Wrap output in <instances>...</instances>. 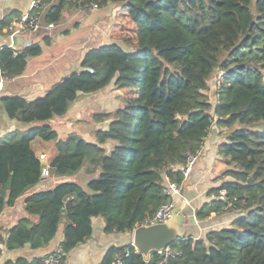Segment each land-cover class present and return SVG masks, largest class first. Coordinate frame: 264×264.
<instances>
[{
  "label": "trees",
  "instance_id": "obj_1",
  "mask_svg": "<svg viewBox=\"0 0 264 264\" xmlns=\"http://www.w3.org/2000/svg\"><path fill=\"white\" fill-rule=\"evenodd\" d=\"M118 3L109 37L119 42L89 50L81 71L72 73L31 102L21 97L1 100L10 120L40 124L0 140V211L35 187L41 162L31 143L54 142L48 174L72 177L84 170L97 177L81 186L63 182L24 200L32 224L21 220L6 240L8 249L26 244L45 247L64 223L60 249L67 253L88 240L91 220L101 218L105 233H131L168 201L166 181L182 183L176 166L202 147L211 127L223 129L218 153L230 180L210 191L216 199L195 212L198 221L211 214L234 213L229 228L204 239L177 241L169 248L180 257L168 264H264V0H42L44 23H58L66 6ZM20 17L7 16L3 28ZM46 43L48 41L46 40ZM38 45L18 52L0 51V74L23 73ZM214 84V104L209 81ZM113 83L123 108L92 114L105 130L94 131L95 143L76 134L58 139L47 123L64 116L80 94L96 93ZM214 117L216 118L215 123ZM114 145L109 153L104 146ZM224 192V200H219ZM123 264H159L131 245L112 248Z\"/></svg>",
  "mask_w": 264,
  "mask_h": 264
},
{
  "label": "crops",
  "instance_id": "obj_2",
  "mask_svg": "<svg viewBox=\"0 0 264 264\" xmlns=\"http://www.w3.org/2000/svg\"><path fill=\"white\" fill-rule=\"evenodd\" d=\"M30 3L31 0H0V23L12 13L20 16L25 14ZM119 6L118 3L112 2L97 9L66 6L62 11L60 21L55 23L56 28L51 37H46L45 32L40 30L22 34L14 39L16 51L13 52L29 47L27 45L30 44V46L38 45L41 53L27 59L26 67L21 75L13 78L5 77L0 87V140L16 132H24L33 126L40 125L23 124L8 119L1 100L8 97H21L31 102L42 97L66 76L80 72L82 70L81 61L89 50L111 43L118 44L119 42L110 39L109 30L115 23V13ZM42 23L45 24L43 20ZM9 45L10 40L0 26V51L3 48H9ZM110 85L113 87V83ZM107 87L96 93L80 94L79 96L85 98L81 101L77 100L64 116L56 117L62 118L61 122L67 126L65 130L67 135L76 133L85 140V138L89 139L94 131L107 128L108 121L90 125L89 116L85 117V113H88L87 115L93 113L91 108L94 110L101 108L100 112L111 113L122 107L119 92L114 90L109 94ZM93 97L97 101L90 105ZM52 120L47 125L50 126ZM86 124L92 127L88 131H85L87 127L84 128ZM224 141L223 129L213 125L203 141L201 157L195 163L188 178L182 181L181 197L174 199L176 212L180 216V227L185 235L184 239L202 240L209 231L229 228L237 217L234 213L217 216L211 214L202 221H198L195 217L197 210L216 199L210 191L218 189L224 182L230 180L222 176L229 168L218 153V146ZM39 143L42 141L34 140L31 143L32 150L40 162L44 161L46 167L49 168V156L47 160L40 158L47 154L37 148ZM113 145V142H108L104 146L106 153H109ZM54 155L52 154V157ZM97 175L98 172L95 175H87L84 170L72 177H56L52 174L43 176L42 174L40 182L35 187L17 198L11 206L0 211V264H41L46 256L60 248L63 240V222L59 225L56 236L43 248L32 249L29 244L16 249L6 247L9 233L18 222L28 220L34 224L38 220L37 216L29 215L24 210V200L27 196L34 192L50 190L63 182H76L85 187L87 182ZM91 227L90 238L67 253L62 264H103L110 249L130 245L131 233H105L104 222L101 218H93Z\"/></svg>",
  "mask_w": 264,
  "mask_h": 264
},
{
  "label": "built area",
  "instance_id": "obj_3",
  "mask_svg": "<svg viewBox=\"0 0 264 264\" xmlns=\"http://www.w3.org/2000/svg\"><path fill=\"white\" fill-rule=\"evenodd\" d=\"M53 1V0H49ZM42 0H31L28 11L21 15L17 20L11 21L7 26L2 28V31L10 40L9 48L16 51L14 47V39L22 34H30L43 30L46 37H51L54 29L56 28L55 23H42V16L38 12V9L42 7ZM96 5L85 6L83 9H97ZM27 46H30L28 44ZM5 77L0 74V87L3 84ZM202 147L199 148L195 153L188 152L186 154L185 164L176 166L174 171L182 174L183 180L188 178L195 163L202 155ZM43 176L48 175V168L42 169ZM162 194L168 199L167 202L162 204L158 210L150 217L145 219L141 225L149 226L154 224H163L169 221L172 217L173 211L175 210L174 199L181 197L182 195V183H176L172 181H166L163 186ZM224 192L220 193L219 200H224ZM140 225V226H141ZM161 257L159 264H168L169 261L180 257V253L171 248H166L163 251L158 252ZM64 253L59 248L56 251L46 256L41 264H62ZM108 264H123L122 257L119 254H114Z\"/></svg>",
  "mask_w": 264,
  "mask_h": 264
},
{
  "label": "water",
  "instance_id": "obj_4",
  "mask_svg": "<svg viewBox=\"0 0 264 264\" xmlns=\"http://www.w3.org/2000/svg\"><path fill=\"white\" fill-rule=\"evenodd\" d=\"M44 168H46V164L41 161V169ZM179 222L180 216H178L175 208L171 219L166 223L137 226L131 232L130 245L144 260H148L152 253L163 251L171 244L185 238Z\"/></svg>",
  "mask_w": 264,
  "mask_h": 264
},
{
  "label": "rangeland",
  "instance_id": "obj_5",
  "mask_svg": "<svg viewBox=\"0 0 264 264\" xmlns=\"http://www.w3.org/2000/svg\"><path fill=\"white\" fill-rule=\"evenodd\" d=\"M111 7H113L112 5H111ZM119 8V7H118ZM221 77V73L220 72H216L213 76H212V78L210 79V81H209V90H208V95H209V100H210V102L212 103V104H214V100H215V96H214V93H213V91H214V84H215V81L216 80H218L219 78ZM113 89V87H112V85H109L108 87H107V93H109V94H111V93H113V91H114V89ZM108 94V95H109ZM94 96V95H93ZM114 96H115V94H114ZM85 97L84 96H79L78 97V101H81L82 99H84ZM86 100V99H85ZM98 100H99V98H98ZM109 100H112V99H109ZM114 100V99H113ZM97 101V99L96 98H92L91 99V103H90V105L91 104H93L94 102H96ZM121 108H123V105H122V107ZM92 110H93V113H98V112H100L101 110V108H97V110H94L93 108H91ZM93 113H91V115H87L88 113H85V117H87V116H89V119H90V122H91V124L90 125H92L93 123L94 124H99L98 122H95V121H93L92 120V114ZM61 120H62V118H54L51 122H50V127H52L53 128V130H55L56 132H57V135H58V139H60V140H64L68 135H70V134H76V133H70V134H68L67 135V132L65 131L66 130V128H67V126L66 125H64L62 122H61ZM215 121H216V118L214 117V122H213V124L215 123ZM77 123V122H76ZM84 123H87V122H84ZM87 127V128H86ZM84 128H86L85 129V131H88V130H90L92 127H90L88 124H86L85 125V127ZM77 135V134H76ZM85 141L86 142H89V143H95V137H94V132L93 133H91L90 134V136H89V139H87V138H85ZM54 146H55V143L54 142H42V143H39V146L37 147L38 149H42L43 150V152L45 153V154H47L46 156H41L40 158L41 159H43V160H47L48 158V156H49V159L48 160H51L50 158L52 157V154H55V149H54ZM85 172V171H84ZM47 176V175H46Z\"/></svg>",
  "mask_w": 264,
  "mask_h": 264
}]
</instances>
